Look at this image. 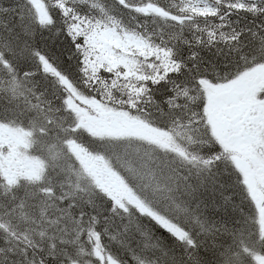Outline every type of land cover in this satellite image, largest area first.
Instances as JSON below:
<instances>
[{
    "label": "snow or ice",
    "instance_id": "6c2138e0",
    "mask_svg": "<svg viewBox=\"0 0 264 264\" xmlns=\"http://www.w3.org/2000/svg\"><path fill=\"white\" fill-rule=\"evenodd\" d=\"M0 264H264V0H0Z\"/></svg>",
    "mask_w": 264,
    "mask_h": 264
}]
</instances>
